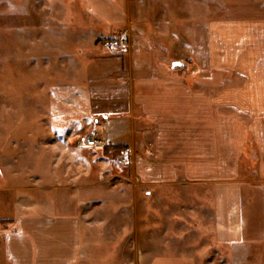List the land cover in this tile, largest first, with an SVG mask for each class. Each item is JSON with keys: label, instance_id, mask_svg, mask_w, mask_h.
I'll return each instance as SVG.
<instances>
[{"label": "crops", "instance_id": "obj_1", "mask_svg": "<svg viewBox=\"0 0 264 264\" xmlns=\"http://www.w3.org/2000/svg\"><path fill=\"white\" fill-rule=\"evenodd\" d=\"M0 1L12 4L13 14L22 15L28 4L46 0ZM253 2L257 5L253 14L212 22L206 42L198 45L195 41L190 47L186 68L174 69L179 74H151L143 59L137 75L129 68L125 81L112 71L111 82L110 70L96 73L95 68L93 77L89 73L86 90L69 92L71 102L81 105L82 112L69 111L68 115H83L92 129L98 127L104 146L110 145L108 142L127 144L121 149L128 148L130 161L142 165L141 171L129 177L142 185L140 194L147 203L141 235L132 230L136 208L127 191L124 202L100 205L111 212L108 227L102 219L87 225L86 204L80 201L84 199H77V203L59 196L55 199L50 189L53 185L43 186L38 178L37 186L42 188L38 193L21 195L12 206L0 208L1 264H135V244L143 248L141 264H264V0ZM138 49L135 46L129 51ZM145 50L152 52L143 46L141 51ZM214 68L236 73L221 77L218 91L214 90ZM109 74V84L95 80L97 75ZM60 111L51 107L48 114L53 119L60 116V120L64 116ZM231 115L237 116L233 129L238 136L233 144L224 134L230 129ZM214 132L221 133V145H214ZM38 143L35 149L44 142ZM42 145L59 149L60 154L44 162L49 165L47 176L57 171L61 174L57 179H85L86 159L81 151L86 146L81 141L51 140ZM249 148L252 151L247 153ZM230 153L235 160L248 154L253 175H216L213 164H229ZM182 165H190L189 170L183 171ZM38 174L44 175L41 171ZM183 182L209 185L205 194L193 189L200 199L193 210L198 235L192 242L200 246H190L185 252L167 247L151 254L144 246L151 237L150 212L165 220L167 211L164 206H150L149 197L167 200L171 193L160 186ZM5 189V185L0 186V191ZM199 208L209 210V221L199 218ZM173 239L181 242V236ZM116 244L126 246L120 248L127 253L124 258L117 249L111 250L110 245Z\"/></svg>", "mask_w": 264, "mask_h": 264}, {"label": "rangeland", "instance_id": "obj_2", "mask_svg": "<svg viewBox=\"0 0 264 264\" xmlns=\"http://www.w3.org/2000/svg\"><path fill=\"white\" fill-rule=\"evenodd\" d=\"M255 6L253 0H46L28 4L22 15H15L12 4L0 1V186L6 188L0 191V208L12 206L14 200L22 198L21 195L38 193L36 191L42 189L37 186L40 178L43 186L53 185L54 189H50L55 199L59 196L70 203L84 199L80 201L86 204L87 225L102 219L107 226L111 212L100 205L124 202L127 191L136 208L137 219L132 221V230L140 236L141 217L146 218L147 203L145 196L140 194L142 185L129 177L141 171L142 165L134 164L130 157L125 165L113 161L127 144L111 145L112 142H108L107 147H84L81 154L86 159L85 179L80 180H59L57 177L61 174L57 171V174L47 176L49 165L44 162L60 154L59 149L46 148L42 144L63 139L80 142L92 129L83 121V115L68 113L82 112L81 105L77 107L76 102H71L69 92L77 88L86 90L89 73L94 76L93 69L96 68V73L100 69L114 71L121 76V81H125L129 68L136 76L144 59L151 74H179L174 69L186 68L191 60L190 47L197 42L198 45L206 42L207 28L212 22L253 14ZM123 31L127 33L125 47L113 50L100 45L102 38L114 37ZM135 46L139 51H129ZM143 46L152 52H142ZM87 49L94 51L86 52ZM114 72L111 78L110 74L97 75L95 80L101 79V85L109 84V78L111 82L114 79ZM212 75L214 90L218 91L221 77L236 73L214 68ZM51 107L59 108L64 116L60 120V116L53 119L48 114ZM236 118L230 116V129L224 132L229 135L231 144L238 136L234 130ZM215 121L220 122L221 117H215ZM94 128L104 138L103 132ZM37 142L44 143L35 149ZM221 142V133L214 132V145H221ZM251 151L252 148L246 150L247 153ZM230 159L229 164H213L216 175H253L248 154L235 160L230 153ZM182 167L183 171H188L190 165ZM40 171L43 177H38ZM199 185L183 182L160 186L171 193L169 199L149 197L150 206H164L167 211L165 220L159 219L157 212H150L151 237L144 246L151 254L163 252L167 247L185 252L190 246H200L193 244L198 235L193 210L200 199L193 189L205 194L209 185ZM198 212L199 218L210 220L209 210L199 208ZM121 226L126 228V222L123 221ZM174 236H181V242H174ZM110 247L117 249L123 258L127 254L120 251L125 245ZM142 250V245L135 244V255L138 256L135 264H141Z\"/></svg>", "mask_w": 264, "mask_h": 264}, {"label": "built area", "instance_id": "obj_3", "mask_svg": "<svg viewBox=\"0 0 264 264\" xmlns=\"http://www.w3.org/2000/svg\"><path fill=\"white\" fill-rule=\"evenodd\" d=\"M127 33L120 32L114 37H105L100 40V45L106 49L118 50L127 45ZM82 145L87 147H101L104 146L105 140L101 135V132L93 128L82 138ZM129 149H121L113 158L115 163L125 165L129 161Z\"/></svg>", "mask_w": 264, "mask_h": 264}, {"label": "water", "instance_id": "obj_4", "mask_svg": "<svg viewBox=\"0 0 264 264\" xmlns=\"http://www.w3.org/2000/svg\"><path fill=\"white\" fill-rule=\"evenodd\" d=\"M179 63V62H176V64Z\"/></svg>", "mask_w": 264, "mask_h": 264}, {"label": "trees", "instance_id": "obj_5", "mask_svg": "<svg viewBox=\"0 0 264 264\" xmlns=\"http://www.w3.org/2000/svg\"><path fill=\"white\" fill-rule=\"evenodd\" d=\"M105 147H107V146H105ZM112 148V147H111Z\"/></svg>", "mask_w": 264, "mask_h": 264}]
</instances>
